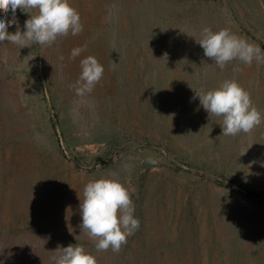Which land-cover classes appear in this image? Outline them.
I'll return each instance as SVG.
<instances>
[{
    "label": "rangeland",
    "instance_id": "obj_1",
    "mask_svg": "<svg viewBox=\"0 0 264 264\" xmlns=\"http://www.w3.org/2000/svg\"><path fill=\"white\" fill-rule=\"evenodd\" d=\"M70 2L79 35L0 43V264H54L69 244L97 264H264V119L225 136L192 99L236 80L264 117V64L221 70L196 40L228 29L264 49L262 0ZM89 55L104 74L77 95ZM99 178L126 185L140 220L118 253L79 228L78 193Z\"/></svg>",
    "mask_w": 264,
    "mask_h": 264
},
{
    "label": "clouds",
    "instance_id": "obj_2",
    "mask_svg": "<svg viewBox=\"0 0 264 264\" xmlns=\"http://www.w3.org/2000/svg\"><path fill=\"white\" fill-rule=\"evenodd\" d=\"M261 6L264 7V0ZM18 9L29 14L25 30L19 27L16 16ZM0 12L4 14L0 18V43L8 42L20 48L33 44L51 46L60 37L79 35L84 28L80 13L70 0H0ZM12 25L17 26L15 32L9 31ZM196 40L203 48L204 55L221 70L236 60L249 67L253 61L264 64V49L228 29L214 32L210 27H205L202 37ZM82 51V47L73 48L71 58L75 59ZM81 69L79 79L73 85L77 95L91 93L104 74L103 65L91 55L81 60ZM197 97L210 116L223 117L221 126L222 135L225 136L250 133L264 119L254 106L251 94L236 80H225L207 91L194 89L192 99ZM147 162L153 165L157 163L153 157H148ZM78 197L81 234L95 242L97 251L111 249L118 253L127 244L128 237L139 230L140 220L134 215L132 192L119 180H91L84 186L83 195L78 193ZM69 231H72L70 226ZM57 250L59 255L53 257L54 264H97L96 256L81 245L69 244Z\"/></svg>",
    "mask_w": 264,
    "mask_h": 264
}]
</instances>
